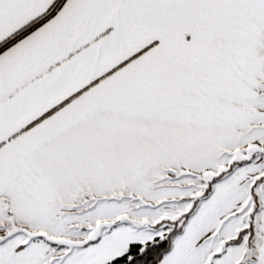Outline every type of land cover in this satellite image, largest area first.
<instances>
[{
  "label": "snow or ice",
  "instance_id": "6c2138e0",
  "mask_svg": "<svg viewBox=\"0 0 264 264\" xmlns=\"http://www.w3.org/2000/svg\"><path fill=\"white\" fill-rule=\"evenodd\" d=\"M0 264H264V0H0Z\"/></svg>",
  "mask_w": 264,
  "mask_h": 264
}]
</instances>
